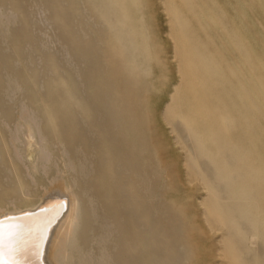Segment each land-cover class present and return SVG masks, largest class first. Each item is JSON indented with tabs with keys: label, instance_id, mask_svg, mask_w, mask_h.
I'll return each mask as SVG.
<instances>
[{
	"label": "bare ground",
	"instance_id": "1",
	"mask_svg": "<svg viewBox=\"0 0 264 264\" xmlns=\"http://www.w3.org/2000/svg\"><path fill=\"white\" fill-rule=\"evenodd\" d=\"M4 1L0 3V9L2 10V14L0 16L1 18L0 20V162L4 161L5 157H8L11 160L9 161L10 164L16 167V169L18 168V172L19 170H22L21 168L23 167V171L28 173L27 170L30 171L31 169L32 171L33 170L39 171V169L41 168L40 163L42 162L41 161L40 163L38 162L37 155H39L41 151L43 152L44 149L40 148L38 150V153L36 154V158L34 156V160L31 163L32 168L30 167V169H27L28 167L25 166V164L22 163L20 160L18 161L17 158H13L14 149L13 146L9 144L11 143V141L10 142L8 141V139L10 138L8 132L10 133V131L11 132L13 131L11 129L16 125L15 123H14L15 125L12 124L15 119H16V123H19L20 120L21 121L23 120L25 122L28 120V119L26 120L23 118L22 119L19 118V116L17 115L18 114L17 109H20V107L22 108V106L24 109L26 106L28 109L27 108L25 109L29 110L28 112H31L30 110L31 109L33 110V107L34 110L35 108H39L40 111L36 110V114H37L36 116L38 118V122L34 123L36 124V126L28 122L29 120L27 121V123L30 124L29 126L32 137L37 139L38 137L37 133L40 131H44L45 134H47V136L49 135V137H51V139L55 141V143H60V144L63 138H71L73 134L76 135L78 133H81L83 131L82 128L86 127L87 123H90L89 121L90 115L88 109L89 106L83 101V99H81L83 93L79 94L76 91L77 87L76 88L74 87L68 72H66V70L62 66V64L68 62L67 60H66L67 62H65L64 59L65 63H63V58L68 56L67 55L68 53L66 52L67 50L65 51V49H69V48L64 47L65 49L63 50L66 52V55L62 58V62L60 64L57 58H59V55L60 58L62 56V54L58 52L61 49L59 48L58 50H56L57 51L56 54V51L53 49L57 45L56 40L51 43L49 40L52 38V36H50V39L49 37L47 38L48 35L47 31H49V35H52L51 27L49 29V25L50 26L55 25L54 26L55 28L59 26L60 29L61 27H63L64 30L61 32L64 34V36L65 35L68 36L64 37L63 34H61V32L59 33L65 38V40H67L69 36L71 37L72 34L69 33L70 32L68 29L69 27H67L69 24L68 25L66 24L67 25L66 26L63 25L62 22L63 19L66 20L67 22L68 19V16L66 15L68 13L67 10H71L70 12L78 11L79 8L77 7V3L79 0L78 1L69 0L68 2H66V0L63 1L66 2L67 4L69 3L70 9L65 10L63 8L66 14H64V12H62L59 9V6L57 4L58 0H54V1L51 0L52 2L49 0L50 4L47 3L49 7L47 8L49 9L48 11L50 12L51 10V12L49 15L50 17L49 25H48L49 30L46 31L44 30L45 29L44 26L46 24L43 26L44 29L36 27L37 25H40L42 22L45 21L44 18L41 19L44 21L42 22L40 21V17L43 16L42 11H44L43 9L44 7L42 8L41 6L43 3H41L40 6L37 0L36 1L37 5L35 4L36 7H34L35 9L33 8L34 15L32 16V18L35 19L34 22L33 19L31 20V17H28L32 22V24L33 23L35 24V27L37 29L36 28L34 29L32 27H31L32 31H29L27 29L26 23H29V20H27L28 22L26 21L25 23L24 21L23 23L24 26L26 25V27L24 28H26L28 32L23 28L20 29L19 26L17 25L18 29L21 30V32L22 30H25L26 34L30 33L29 35L27 34V37H29L30 39H24V40L22 38L16 37L20 33L19 30L16 36L13 35V32L15 30L11 32L10 29L9 32L7 33L3 31V28L1 27L2 24L1 22H3L2 19L8 20L9 18L8 16H10L11 18L12 15L11 13H14V11L11 10V7L8 6L10 8V11H12L11 13H9L10 12V11L8 12L9 8L7 9L5 6H3V4L10 3L11 1L9 0V2H5V3ZM32 1L34 2V0ZM144 1L145 0H82L84 5L86 6V7L84 6L82 10L84 11V8L90 9V12L89 11L88 12L90 14H92L93 12L94 14V16L91 15L92 18L96 16L97 20L103 22V24L106 26L108 31L107 32L108 39L107 41H103V43L104 42L107 43L106 45L107 47L105 46L106 47L105 51L108 48V52H110L111 54V61L113 62L112 65L116 70L117 76L118 75L121 77L126 76L128 78L134 76L133 80L131 81V82L134 81V84L129 83L131 84L130 86L135 85L134 87H136L135 84L137 83L135 82L136 79V81L140 83H144V84L147 83L148 88H150L151 85L153 87L154 85L153 83L155 81V80L153 81V77L156 75L155 72L153 74L152 67L155 66H152V63L154 64L155 62L157 66V68L156 67L155 68L157 69V72H159L160 75L167 76L170 70L171 72L174 73L175 82L174 84L169 86L168 93L167 94L165 93L167 97L165 101L160 105L163 106V115L165 117L164 119L167 122V124L171 125L172 122H176L177 127H179L182 133H184L187 137L183 136L184 134L183 135L181 134L180 136L181 137L183 136L184 138L185 137L188 138L190 142L189 147L186 146L187 143L185 141L184 142L186 144L183 143L181 139L177 135H175L176 131H174V129L171 128L172 134L174 135V140L176 141V143L174 144L178 146L177 151L180 150L182 153V158L184 160L183 164L185 162V166L182 167L185 168L187 167L188 174L187 173L186 174L187 176L189 175L191 177L192 183L197 186L198 189H196V192L202 193V198L201 199L199 198L201 200V201L199 200L200 201L199 205H201L202 208L201 212L203 214L201 216H204V219L206 220L205 222L206 224H208L210 240L212 238H215L212 240L218 242L217 243L218 248L216 249V252L218 251L219 253L218 255L219 261L217 260V262L218 264H264V0H154L152 3L153 4L157 3L162 8L161 13L163 15L161 16V19L165 27V34H164V39L162 40V42H159V44L162 45V47L165 46L170 50L171 57H170L168 70L164 67L161 68L162 63L160 59L155 57L153 53L152 45L154 44H151V42L147 37L150 34L146 35L147 32L150 33V31H148L150 28L147 29L146 31V28L144 27L146 24L144 20H146V16L147 17L149 16V14L146 15L147 12L145 13V11L149 10L150 8L145 9L147 5L145 7ZM61 2L62 0H60L59 3ZM30 7L32 9L33 5L31 4ZM80 7H82V4H80ZM19 9H17L18 13H20ZM26 10L28 12V8H26ZM21 11L23 13L24 8ZM83 11H80L81 14L79 13L82 16V19L83 16L85 17L86 15V14L82 15ZM70 12L68 15H70L69 18H71V21L70 20L69 21L73 22L72 20H74L75 18L72 19V17L74 16H72ZM18 13L16 11L17 15ZM22 13L21 15H23ZM3 15L4 16L7 15V18L4 17ZM44 15L47 16V13ZM14 16L16 15L14 14ZM14 16L12 15V17L15 20ZM88 16L89 15H87L86 17ZM18 17L21 18V16ZM22 18L24 19L25 17ZM79 19H75L76 22L80 20L83 21L82 19L80 20ZM148 19L150 18L149 17L147 18L146 20L147 23H148ZM16 20L18 21V19ZM8 21L10 22V20ZM81 21L80 23H83ZM94 21L93 23L98 22V21L95 22ZM21 22H23L22 19ZM21 22L20 24L22 25ZM14 23L16 22L14 21ZM149 23H151V21H149ZM79 24L78 26H80ZM13 25L14 24H12L11 26ZM73 25L76 24L74 23ZM147 27H149V25ZM74 28L76 29L77 27ZM72 29L73 28H71V30ZM103 30L106 29H102V31ZM53 31L55 32L57 30H53ZM94 31H96V29ZM73 32L74 31H72V33ZM74 34L75 32L73 33V36ZM54 35H57V33H54ZM105 35L106 34H103L102 36ZM59 37L61 36H58L57 39ZM86 37L89 38L90 35ZM45 38H47L48 41H46ZM64 38H62V41ZM75 38H77V36H75L74 39ZM67 41L70 40L68 39ZM73 41L75 42V40ZM156 43L157 41L155 42V44ZM8 46L14 58L7 56L5 54L9 50ZM84 46H85L84 43L83 46L80 45V47L82 48ZM70 47H71L70 49L73 48L72 51L79 50L76 48V46L73 47V45H71ZM88 49L90 50L91 48ZM92 50H90L89 52L87 51L86 54L87 53L91 54L90 52ZM72 51L69 52L72 53ZM82 51H84L83 53H85V49ZM47 52L51 54H47ZM65 52L63 53V55L65 54ZM44 54L45 56H47L46 58ZM54 54H56V56L58 55L57 58H55ZM101 54L102 53H100L99 55L101 56ZM85 56L86 55H84L83 57ZM90 57L91 59H93L92 56ZM85 59L87 58L85 57ZM88 59L90 60L89 56ZM156 60H158V62ZM73 61H75V63L77 62L75 58L73 59ZM56 62L57 64L59 63V65H57ZM83 63L85 64L86 61ZM43 66L45 67L46 72L44 71ZM46 68H48L49 71ZM68 68H70V66H68ZM71 68L76 69L78 67L72 66ZM42 71L44 72V74ZM78 71L80 72V69ZM78 71H74V72L78 73ZM47 72H49L48 75L45 74ZM80 75L82 74L79 75L77 74L76 75L77 78H79ZM119 79L120 78H118V80ZM76 80L77 79H75V81ZM78 81L80 80L78 79ZM85 81L86 80L84 78L83 82ZM111 81H113V79ZM115 84L116 86H118L119 83L116 82ZM122 84H124L125 86L126 83H122ZM108 85L109 86L107 87L111 88L112 84H108ZM78 86H80V84ZM121 86L123 89V85ZM130 86L128 85V87ZM159 86H161L160 83ZM79 88H81V86ZM115 88L117 89V91L119 90L117 87H114L113 84V89L115 90ZM131 89L129 92H131L130 94L132 95V93H134L133 92L134 90ZM127 90L125 92L126 95L128 94ZM122 92L120 93L124 96L123 94L124 92L123 93ZM112 94L114 95V93ZM117 94L118 93L116 92V95ZM153 94L150 96V98L153 96ZM113 95L112 98L114 97ZM122 95H120L121 97L119 96L116 97V99L122 98V102H124ZM105 96L103 98L106 103V100L108 98L105 99ZM130 97L131 99L133 98L132 96ZM13 98H15V101ZM136 98H138V96ZM116 99L114 101H116ZM94 100L95 99H93L92 101ZM124 100H127L126 97L124 98ZM138 100L135 101V103L138 102ZM131 101L134 102V98L133 100L129 101L130 104ZM139 102H141V100H139ZM125 103H123L124 105L122 106L123 107L122 109L127 110V108L130 107L129 106L130 104L127 105L128 107L126 106L125 108ZM143 105L144 104H142V106ZM154 105L157 106L156 104ZM132 107L134 106L132 105ZM111 108L112 107L108 109ZM150 109L151 108H149V110ZM34 110L32 111L33 113ZM114 110L116 111L115 108ZM124 110H121V114L119 111H117V113L119 114L114 112L115 113L114 121H117L116 123L119 124V122L123 120L121 117L122 116L123 118L125 117L126 122L124 120L123 121L124 124L127 123V125L124 127L123 133L125 134V141L132 142L134 144V147L132 148L133 149L132 154L139 155L147 159L151 158V153H154L152 152V150L154 149L152 140L154 139H151L150 135H147L149 133H147L146 131V124L150 119L141 118L139 117V115L137 116L134 112L135 109L133 108H131L132 110L131 112L133 113H128L127 111ZM152 110L153 109H151V111ZM38 111L40 112L39 114L37 113ZM78 112H80L81 117L79 115H76ZM122 112L124 113L123 115ZM126 112L127 114H125ZM99 114H101V112ZM155 114L156 112L153 114L154 117H156ZM33 115L34 117H36L35 114ZM104 115L105 114H103L102 118H106ZM109 115H113V112ZM30 119L32 121V119L34 118H30ZM155 119L152 118L151 120H155ZM171 120L172 122H170ZM104 121L106 120L104 119ZM110 121L112 122L113 118H111ZM123 121H121L119 127L122 126ZM97 122H99V120H97ZM99 123H101V121ZM10 124H12L13 127L11 129L8 128L11 126L7 127V130L9 129V131H7L8 135H6L5 126ZM111 124L113 125L114 123ZM164 124L165 123H163L162 125ZM167 124H165L166 127ZM112 125H110L111 126L110 128H112ZM94 126L96 127L97 125ZM153 127L155 132L156 126L154 125ZM37 129L39 130L41 129V130L37 132ZM167 129H170V127ZM106 130H110V129H106ZM163 130L165 132V129ZM101 131L104 132L102 129ZM154 132L152 133L154 135H156L157 133L159 134L161 133V131L156 132V134ZM43 137L44 136H42V138ZM112 139L114 138L112 137ZM115 139L117 138L115 137ZM75 142L76 141H74V143ZM74 143H72L71 146H73ZM101 143L102 144L99 148L100 152L103 155L110 154L111 149L114 147V144L110 143L103 136ZM157 144L159 145L158 142ZM63 146L60 147L63 149ZM159 146L162 147V145ZM59 150L61 149L59 148ZM165 150H167V146ZM65 156L66 154L64 156H62L61 154L62 157L61 159H63V157ZM65 158H67V156ZM68 158H67V162L71 160L70 158L69 159ZM101 161H103V159ZM67 162L66 161L64 162L65 167H67L65 169L70 168L74 164L76 166L77 164L73 162L74 164L68 167L66 166ZM71 170L73 171L72 167ZM71 170L70 173L72 175V173L74 174V171L71 172ZM12 171H14V169ZM44 173L46 172L44 171ZM14 174L15 173H13V176ZM19 174L20 173H18L17 176H19ZM36 174L39 173L37 172ZM109 174H110V167L102 168L101 176L99 177V182L103 188L105 182L108 180ZM15 178L17 177L14 176V178H11V180L15 181L14 183H16L17 185L16 184L11 185L10 184L11 180L9 181L8 178L0 175V221H3L5 223L23 224L30 229V237H29L30 243L26 246V248L22 252L18 253L19 264H104L105 262L104 259L108 258L107 257L108 255H106V257L104 258V252H105L104 249L106 248H102L101 246L94 248L93 242L96 241V237H95L96 235L94 236L93 234L95 238L92 239V244L91 243L89 244L86 241L85 235H87L86 233L89 230L88 229L89 223L87 224L84 222V221L87 222V220H85L86 217L84 218V215H88V213L83 211L82 210L83 208L79 207V203L82 198V195L80 194L81 192H79L78 190L76 191V189L73 187L75 189L72 192L73 193L72 196L74 197L73 198L74 200H72V202L74 201L73 206L68 205L69 203L68 201H71L69 200L71 197L68 199V196L64 192H63L64 194H58L52 192L54 191L53 189L52 191L49 192L51 194H46V196L43 195V198L40 201L36 202L35 204L21 208L19 205L23 201H20L21 200L20 198L23 197L25 194L23 193V191H25L24 189L26 185L23 184L24 181L22 178L24 177L20 176L22 181L18 179H17L18 181L13 180ZM71 180L73 182V179ZM67 184L68 186L69 185L71 186L70 183ZM29 189L32 190L31 187H29L28 190ZM69 191L70 190H68V194L70 193ZM171 197L174 198V196ZM11 198L14 199L13 202H10ZM90 199H92V197ZM24 201L25 203L29 202V200H24ZM90 204H92L93 206V201ZM196 206L198 207V205ZM177 208L175 209V212L177 211ZM180 211L182 212V210ZM65 212L68 213V215L73 214V219L71 221L72 224L68 223L69 226L70 225L72 226V228L71 230H69L70 233L68 235H66L68 232H66V234L64 233L67 236V238L66 240H63L64 241V247L62 249L63 251H60L62 252V254L59 253L58 258L56 257L57 255L56 254L54 257L55 260L53 261L51 259L53 261L52 263L50 262V258H52V256L50 257V253L52 252L51 255L54 253H58L56 250H54L53 247L54 245L53 246L51 245L53 244L51 243L53 242L52 237L55 233V230L57 229L56 227L58 226V223L61 221L64 222L65 219L64 220L62 219L66 216V215L64 216ZM90 212L92 213V211ZM181 212L179 213L181 214ZM95 216L96 215H93V218L96 220ZM95 220H94V224H95ZM135 220L137 221V219ZM190 220L191 219H189V221ZM138 222L139 221L135 223ZM181 222L179 224L183 226L184 223H182L183 224L182 225ZM59 224L61 225L62 222ZM131 225H132L131 231L126 232L121 230L120 232L124 242L123 243L124 255L133 257L132 260H134L135 257L139 258L141 264H155L157 261L156 262L154 261L152 223L150 222L149 228L148 229L146 228L148 231L147 233L148 238L146 241L136 232L135 225L134 224ZM61 226H63V224ZM99 226L101 227V225ZM140 226L138 225V227ZM188 227L191 229L193 228L190 226ZM137 229L139 230V228ZM179 232H180V228H179ZM99 233L100 232H98L97 234ZM183 239L184 237H182V243L184 242L185 245V241H183ZM100 240H97L96 243ZM104 240L106 241V239ZM173 241L175 240L173 239ZM59 242L60 241L57 240V243L54 244L55 245L61 244L62 241L60 243ZM37 245L38 248L36 247ZM50 245L53 247L52 251L50 250L51 247ZM173 245L171 246L172 248ZM191 247L189 248L192 250ZM106 253L107 250L105 254ZM191 253L193 255L192 251ZM192 257H194V255ZM108 260L111 262V259L108 258ZM128 260L130 261L131 259ZM168 261L170 262V260ZM134 263L137 264L135 261Z\"/></svg>",
	"mask_w": 264,
	"mask_h": 264
},
{
	"label": "rangeland",
	"instance_id": "2",
	"mask_svg": "<svg viewBox=\"0 0 264 264\" xmlns=\"http://www.w3.org/2000/svg\"><path fill=\"white\" fill-rule=\"evenodd\" d=\"M3 1L1 0L0 3H2ZM10 1H11L10 3H5V2H9V0H5L4 1L5 4H3V6H5L7 9L9 7H11V10L14 11V13H11L12 11H10V8L8 9V12L10 11L9 13H11L13 16L15 14L17 16V18H16V16H14L15 17V20H14L12 15L9 14V15H11V18H10V16H8L9 17L8 20H10V22L7 19H2L3 22H1L2 23L1 27L3 28V31L5 33H7V32H9L10 29H11L10 30L11 32H13V30H15L14 31L15 34L13 32V35L16 36L18 34V30H19L18 26L20 29L23 28L26 30V28H24V27H26V25H27V29L29 31H32V28L35 29L36 27L44 29L43 26L45 24L47 25V26L46 25L44 26L45 31L49 30L51 27L52 35H49V31H47V33H48L47 38L49 37V39H50V36H52V38L49 40L51 43L56 40V42H57L56 46L58 48L55 46L53 49L56 51L60 48L61 50H59L58 52L60 54H62V56L60 58V55L58 53L59 58H57L58 55L56 56V54H57V51H56V54H54L55 58H57L59 60V61L58 60L57 61L60 62V64H61L62 58L66 55V52L68 53L67 54L68 56L63 58V63H65L67 61L68 62L65 64H62V66L66 70V72H68L69 77H70L74 87L78 88V90L76 88V91L79 94L83 93L84 97L81 95L80 96H81V99H83V101L89 106L88 109H89V115H90V119H89L90 123H87L86 127L82 128L83 131L81 133H78L76 135L73 134V136L71 137L72 139L71 138H63V140L60 144V143H55V141L53 139H51V137H49V135L47 136V134H45L44 131H40L41 129L40 130L37 129V132L40 131L37 133V135H38L37 139L32 137V134L30 132V126H29L30 124H28L27 121L29 120L28 122H30L31 124L36 126V124H34V123L38 122V118L36 116L37 115L36 110H39V108H35V110H34V107H33L34 113L32 112L33 111L32 109L30 110L31 112H28L29 110L25 109V108H27L26 106L24 109H23V106H22V108L20 107V109H17V113H18L17 115L19 116V118H21V119L23 118L26 120L28 119V120L26 122L23 120L22 121L20 120L19 123H16V119H15L14 122L12 123L13 125L16 124L14 127L12 126V124L5 126L6 127V130H5L6 133L5 134L10 135L9 136L10 138L8 139V141L9 142L11 141V143H9V144H11V146H13V149H14L13 154L15 155V157L13 155V158H17L18 161L20 160L22 163L25 164V166L28 167L27 169H30L31 163L34 160V156L36 158V154L38 153V150L40 148L44 149L43 152L41 151V153H40L41 155L40 154L37 155L38 156V162L40 163V161H41L43 163V164L40 163V167H41L40 169L41 170L39 169V171H36V170L32 171V169H31L30 170L31 172L29 170H27L28 173H26L25 171H23V167H22L21 168L22 170H19V172H18V168L16 169V167H14L13 165L10 164L9 161H11V160L8 157H5L6 159L4 158L5 162L4 161L0 162V175L8 178L9 181L11 180V178H14V176H16L17 178H15L13 180H17V179L21 180L20 176L24 177L22 179L24 181L23 184L26 185V187L24 186L25 191H23V193H25V194L23 197L20 198L21 199L20 201H23L25 203L24 200H29V202L25 203L26 205L22 202L24 205L22 203H20L19 206L21 208H23V207H28L30 205H33L36 202L40 201L43 198V195L46 196V194H51L49 192L52 191L53 189H54V191H52V192H55L58 194H64L65 193L68 196V199L71 197L69 199L71 201H68L69 202L68 205L73 206L74 201L72 202V200H74L73 199L74 197L72 196L73 195L72 192H73V190L76 189V191L78 190L79 192H81L80 194L82 195V198H81L80 203H79V207L83 208L82 210L85 211L86 213H88V215H84V218L86 217L85 220H87V222L86 221H84V222L87 224L89 223L88 224L89 230L86 233L87 235H85L86 241H87V243L92 244L93 238L96 237V241L101 239L100 241H98L99 245H98V242L96 243V241L93 242V245H94V248H97L98 246H101L102 248H106L104 250H105V252L107 250V253L105 254V252H104V258L106 257V255H108L107 257L109 259H111V262L108 260V258H105L104 264H107V261H108V264H135L134 261L137 264H141L139 258L135 257L134 260H132L133 257L124 255V244H123L124 242H123V239H122L120 232H121V230L126 231V232L131 231L132 230L131 224H134L136 232L142 238H144L146 241L148 238L147 237V233H148L147 229L149 228L150 222L152 223V227H153L154 261L158 262V263L154 262L155 264H175V263L176 264H195V263L196 264H199V263L200 264H218L217 260L219 261V259H218L219 253H218V251L216 252V249L218 248V244H217L218 242H216L215 240L214 241L212 240L215 238H212L210 240V236H209L210 233H209L208 224H206V222H205L206 220L204 219V216H201L203 214L201 212L202 208H201V205H199V202L201 201L200 199L202 198V193L196 192V189H198V188L196 185H194L192 183L191 177L189 175L187 176V174H188L187 173L188 172L187 167L186 168L182 167V166H185V162L183 164L184 160L182 158V153L180 150L177 151L178 146L174 144V143H176V141L174 140V135L172 134L171 128L174 129V131H176L175 135H177L183 143H185V142L187 143V144L185 143L186 146L189 147L190 142H189L188 138H186L187 136L184 133H182V131L180 130L179 127H177L176 122H172V120H171L170 121V122H172L171 125L167 124V122L164 119L165 117L163 115V106L160 105L161 103H163L165 101V99L167 97L165 95V93L166 94L168 93L169 86L174 84V82H175L174 73L171 72V70H170V72H168L167 76L160 75L156 69L157 68L156 62L154 64L152 63V66L156 67V68L152 67L153 68V74L155 72L156 76L153 77V81L155 80L153 83L154 85H153V87L151 85L150 88H148L147 83L146 84L140 83V82L136 81V79H135V82H137V83H135L136 87H134L135 85L130 86L132 83L134 84V81L131 82L133 80L134 76L129 77V78L126 76H123V77H121L119 75L117 76L116 70L114 69V66L112 65L113 62L111 61V54H110V52H108V48L105 51V48L107 47L106 46L107 43H105V42H104L105 44L103 43V41H107V39H108L107 28L103 24V22L97 20L96 16L92 18L91 15L94 16V14L92 11H91L92 14L89 13L90 9L84 8V11L82 10L83 7L85 6L83 3L84 1L82 2V0H79V1L77 0L78 1L77 7L79 8L78 11L70 12L71 10H67V12H68L67 14H66L65 10L70 9V8H69V3L67 4L66 2H68L69 0H66V2H63L65 0H62L61 3H59L60 0H58V3H57L59 6V9L62 12H64V14H66L68 16V19L66 18L67 22H66V20L63 19L62 24L63 25L69 24L68 26L67 25L66 26L69 27L68 28L70 31L69 33L72 34L71 37L69 36V38H67V40L69 39L70 41L65 40L64 37H67L68 35L64 36V34L61 32L64 30L63 27H61V29H60L59 26L55 28L54 27L55 25L54 26L49 25V20H50L49 15H50L51 10H50V12L48 11L49 10L48 4H50L51 0L50 1L49 0H47V1L46 0L45 1L34 0L35 3L32 0H29V1L28 0H10ZM36 1L38 2V4L40 6H41V3H43L41 7L42 8L44 7L43 8L44 11H42V15L44 17L43 16L40 17V21L41 22L44 21V20H41L43 18L45 19V21L42 22L43 24L40 22L41 24L39 23L40 25H37L35 27V24L33 23L34 24V26H33L32 22L30 21V19L28 17H31V20L33 19L32 16L34 15L33 14L34 9H35L34 7H36L35 4L37 5ZM39 1H40V3H39ZM153 1L154 0H145L144 1L145 7L147 5V7L145 9L150 8L149 10L145 11V13L147 12L146 15L149 14L148 17L150 19H148V23H147L146 20L148 17L146 16V20H144V22L146 24L145 23H143V24H145L144 27L146 28V31H147V29L150 28L148 30V31H150V33L147 32L146 35L150 34L147 37H148L149 41L151 42V44H154V45H152L154 56L160 59V61L162 63L161 68L164 67L168 70V66L170 63V57H171L170 50L167 47H165V46L162 47V45L159 44V42H162V40L164 39V34H165V27H164L163 21L161 19V16L163 15L161 13L162 8L157 3L153 4L152 3ZM11 3H12V5H11ZM31 4L33 5V7H32V9L34 8L33 10L30 7ZM80 4H82V7H80ZM13 7H15L16 9ZM19 8L21 10H23V8H24V12L22 13V11ZM26 8H28V12H27ZM17 9H19L20 13H18ZM0 11H1L0 16H1L2 10L0 9ZM16 11H17L18 15L16 14ZM80 11H83L82 15L86 14L85 17L83 16V19H82V16L80 15L81 14ZM69 12L72 16H74V17H72V19L73 18H75V19L80 18L83 21H81L80 19L79 20L85 24L80 23V21L76 22V20L74 19L75 22H74V20H72V21L76 25H73L74 23L70 22L71 18H69L70 17V15H68ZM21 13L23 15H21ZM24 13H27L28 15L24 14ZM46 13H47V16L44 15ZM29 15H31V16H29ZM87 15H89V16L86 17ZM18 16H21V18ZM67 16H65V17H67ZM75 16H77V17H75ZM79 16H81V17H79ZM4 17L7 18V15H5ZM22 17H25V18L23 19ZM16 19H18V21ZM21 19L23 20V22H21ZM0 20H1V18H0ZM27 20H29L30 25H29V23H26ZM34 20L35 19H33V22H34ZM94 20L98 21V22L96 23ZM11 21H12V23H11ZM14 21L18 24L14 23ZM19 21L22 23V25L20 24ZM24 21L26 23L25 26L23 24ZM93 21L96 24L93 23ZM149 21H151V23H149ZM68 22H70V23H68ZM12 24H14V25L11 26ZM15 24H16V26H15ZM70 24H72V25H70ZM78 24L80 26H78ZM20 25H21V27H20ZM48 25H49V29H48ZM91 25L94 26L95 28L92 27ZM146 25L147 26L149 25V27H147ZM70 26H73V27H70ZM11 27H13V28L15 27V28L13 29ZM74 27H77V28L75 29ZM80 27H82V28H80ZM58 28L60 29V31ZM71 28H73L74 30L73 29L71 30ZM101 28L106 29V30L102 31ZM80 29H81V31H80ZM95 29H96V31H94ZM25 30H22L23 34H22L21 30H19V32H20L19 34H22L23 36L18 34L16 37L22 38L23 40L24 39H30L29 37H27L28 33L26 34ZM53 30H57L58 32L57 31L54 32ZM72 31H74L76 35L74 34V36H73L74 32L72 33ZM78 31H79V33H78ZM82 31H83V33H82ZM151 31H153V32H151ZM59 32H61V34H63L64 37L62 35H60ZM95 32H97V33H95ZM54 33H57V35H54ZM103 34H106V35L102 36ZM53 35H54V37H53ZM89 35H90L92 40L90 39V37L89 38L86 37ZM58 36H61V37H59L60 39L59 38L57 39ZM75 36H77V38L74 39ZM80 36H82L84 38H82ZM152 36H154V37H152ZM25 37H27V38H25ZM47 38H45L46 41H48ZM62 38H64L63 41H62ZM102 38H103V40H102ZM73 40H75V42ZM78 40H80V41H78ZM58 41H60L61 43ZM156 41H157V43L155 44ZM62 42H64V43H62ZM65 42L67 45L65 44ZM82 42L84 43V45L86 47L85 46L83 48L80 47V45L83 46ZM62 44L66 45V46H63ZM100 44H101V46L103 44L104 45L101 47ZM71 45H73V47L76 46V48L79 49L78 50L79 52L77 50L72 51L73 48L70 49ZM64 47L65 48L68 47L69 49H65ZM88 48H91L90 50H92V49L93 50L90 52L91 54L87 53L88 54L87 55L86 52L90 51ZM8 49L9 50L5 54L7 56L14 58L9 46H8ZM63 49H65V51L66 50L67 51L65 52ZM84 49H85V53H83L84 51H82ZM68 50L70 52L72 51V53H70ZM55 51H54V53H55ZM8 52H9V54H8ZM64 52H65V54L63 55ZM69 53H70V55H69ZM100 53H102L101 56L99 55ZM107 53H108V55H107ZM47 54H51V53L47 52ZM84 55H86L85 57L87 59H85V57H83ZM44 56H45V54H44ZM76 56L78 58L81 56L82 58L80 57L78 59ZM88 56H89L90 60L88 59ZM90 56H92L93 59H91ZM103 56L104 57L106 56L105 57L106 60ZM46 57L47 56H45V58ZM107 57H108V59H107ZM70 58L71 59L75 58V60L77 62L75 63V61H73V59L71 61ZM64 59H65V62H64ZM83 59L86 61L85 64L83 63V62H85ZM156 61L158 62V60H156ZM104 63L105 64L108 63V64L105 65ZM56 64H57V62H56ZM57 65H59V63ZM71 65L74 67L76 66L78 68L73 69V68H71L72 67ZM68 66H70L71 69L68 68ZM79 67H81V68H79ZM108 67H110V68H108ZM43 68L45 71L44 66H43ZM85 68H88V69H85ZM46 69L49 71L48 68H46ZM67 69L68 70L70 69V70L68 71ZM79 69H80V72L78 71ZM99 69H100V71H99ZM74 71H78V73H76ZM43 74H44V72H43ZM45 74L48 75L49 72H47ZM77 74L78 75L82 74V75H80V77L77 78V76H76ZM107 74L109 76L110 75H112V76L109 77ZM103 76H104V78H103ZM83 77L87 81V82L85 81L86 83L83 82L84 81ZM111 78L113 79V81H111L112 80ZM118 78H120V79L118 80ZM75 79H77L76 81L78 83L75 81ZM78 79L80 81H78ZM128 80H129V82H128ZM91 82H93V83H91ZM113 82L119 83L118 86L123 85V89H122V86L118 87ZM82 83H83V85H82ZM122 83H126L125 86ZM129 83H131V84H129ZM159 83L163 87L159 86ZM79 84H80L81 88H79L80 87V86H78ZM108 84H112L111 88L107 87V86H109ZM113 84H114V87H117L119 90L120 89L123 90L124 93L122 92V90H120V92H122L124 94V96L119 92V90L117 91V89L115 88L116 92L118 93L116 95V92L113 89ZM128 85L130 87H128ZM133 87L136 88L137 90L134 89ZM127 88H128V90H127ZM131 88H133V89H131ZM153 88H155V89H153ZM125 89L128 92V94H127L128 98H127V95L125 94V92H126ZM130 89L134 90L133 91L134 93H132V95L130 94L131 92H129ZM140 89H142V90H140ZM107 90H110V91H107ZM80 91H82V92H80ZM143 91H144V94H143ZM153 91H154V94H153ZM155 91H156V93H155ZM112 93H114V95ZM99 94H100V96H99ZM108 94H110V95H108ZM111 94L114 96L113 98H112ZM152 94H153V96L150 98V96ZM107 95H108V97H107ZM120 95L123 96L124 102H122V98L121 99L117 98L118 100L116 99V97H118V96L121 97ZM104 96H105V99L108 98L107 99L108 102L106 100V103L109 106L105 103V100L103 98ZM130 96H132L134 98V102L131 101V104L129 103V101L133 100V98L131 99ZM134 96H136V97L138 96V98H136ZM125 97L127 100H124ZM140 97H142V98H140ZM147 97H149V98H147ZM15 98H13L14 101H15ZM86 99H88V100H86ZM93 99H95V100L92 101ZM115 99H116V101H114ZM138 99L141 100V102H139ZM137 100L140 104L142 103V104H144L143 106H145V105L146 106L143 107L142 104L140 105L138 102L135 103V101H137ZM117 102H119V103H117ZM123 103H125V108L129 104H130L129 105L130 107L127 106L128 107L127 110L122 109L123 108L122 106L124 105ZM116 104H118V105H116ZM154 104H156L157 106H155ZM132 105L134 107H132ZM106 106H108V107H106ZM138 106H141L142 108L138 107ZM110 107H112V108L108 109ZM114 108L116 109V111L114 110ZM119 108L121 110L127 111L128 113H133V112H131L132 111L131 108H133V109H135V111H134L135 114L137 116L139 115V117H141V118H146V119H150V120L152 118L153 119L156 118L155 120H151V122H150V120H148V122L146 124V131H147V133H149L147 135H150L151 139L155 140V141L152 140L153 148H154L152 150V152H154V153H151V158L147 159L145 157L143 158L139 155H133L132 154V152H133L132 148L134 147V144L132 142H126L125 141V134L123 133L124 127L127 125V123L124 124V121L126 122L125 117L124 118H123V116L121 117L124 121L121 119L120 120L123 121L122 123L124 125L122 124V126H120V127H119V124H121V121L120 120H119L120 122L118 121L119 124L116 123L117 121H114L115 113H117V111H119L121 114V110ZM149 108H151L153 110L151 111V109L149 110ZM154 110L156 112V114H155L156 117H154V115H153L155 113ZM39 111L37 112L38 114L40 113ZM96 111L98 112V114L100 112H101V114L102 113L105 114L104 116L107 119L102 118L103 114L102 115L99 114V116H98ZM112 112H113V115H109ZM127 112L125 114H127ZM33 114H35L36 117H34ZM117 114H119V113H117ZM123 114L124 113L122 112V115ZM158 114H159V116H158ZM76 115H79L81 117L80 112H78ZM97 116L99 117V119ZM30 118H34V119H32V121H31ZM111 118H113L112 122L110 121ZM104 119L106 121H104ZM97 120H99V122L101 121V123L97 122ZM111 123H114V124L112 125ZM163 123L167 124V127L165 124L162 125ZM152 124H154L156 126L155 132L153 129L154 125H152ZM175 124H176V126H175ZM94 125H97V126L95 127ZM110 125H112V128H110L111 127ZM8 126H11V127H8ZM116 126H117V128H116ZM7 127L10 129L13 127L11 129L13 131L12 132L10 131V133L8 132V134H7V131H9V129L7 130ZM114 127L116 128V130L120 134L115 130ZM169 127H170V129H167ZM101 129L104 132H102ZM106 129H110V130H106ZM163 129H165V132ZM111 130L112 131L114 130L116 132L113 131L114 132L113 133ZM120 130H121V132H120ZM159 131H161V133L156 134V132H159ZM109 132H111V133H109ZM153 132L156 135L152 134ZM181 134L182 135L184 134L183 136H186V137L185 138L183 136L181 137L180 136ZM42 136H44V137L42 138ZM102 136L104 138H106V140H108L110 143L114 144V147L111 149V153L108 155H103L99 149L101 144H102L101 143L102 142ZM114 136L117 139H115ZM152 136H153V138H152ZM112 137L114 139H112ZM7 138H8V136H7ZM74 141H76V142L74 143ZM156 141L159 143V145H162V147H160ZM160 141H162V142H160ZM165 141H166V143H165ZM172 141H173V143H172ZM64 143H65V145H64ZM72 143H74L73 146H71ZM57 144H59V145H57ZM156 144H157V146H156ZM165 145L167 146L168 151L165 150V148H166ZM60 146H63V149ZM57 147H59L63 151L65 150L64 151L65 153L63 151L59 150V148H57ZM67 147H69V148H67ZM162 149H164V150H162ZM61 154H62V156H64L66 154L67 158L69 157L71 159V160H69L70 164H69V162H67V158H65L66 156L63 157V159H61L62 158ZM167 154H169V155H167ZM70 156L73 158H71ZM102 159H103V161H101ZM61 161H63V162H61ZM65 161L68 163V165L66 163V166H68V167H70L74 163H77L76 166H75V164L73 166H71L75 175L73 173L71 175V173H70L71 167L68 169H65V168H67V167H65V163H64ZM156 161H158L159 163ZM168 162H169V164H168ZM173 163H175V164H173ZM8 165L12 168H10ZM178 165L181 166L182 170L180 169V166H178ZM104 167H110V174H109L108 180L105 182V185L103 188L102 185H100L99 177L101 176V170ZM7 168H9V169H7ZM74 168H75V170H74ZM13 169H14V171H12ZM7 170H8V172H7ZM44 171L46 173H44ZM73 171L71 170V172H73ZM17 172L20 173L19 176H17L18 175ZM37 172L39 174H36ZM13 173H15L14 176H13ZM22 174H23V176H22ZM27 174H29V175H27ZM24 179L26 180V182ZM71 179H73V182ZM186 179H187V181H189V182L191 181V182L190 183L187 182ZM29 180H30V182H29ZM11 181H10L11 185L16 184V183H14L15 181H12V182ZM93 181H94V184H93ZM67 183H70L71 186L70 185L68 186ZM29 187H31L32 190H30V189L28 190ZM169 189H170V192H169ZM68 190H70L69 194H68ZM185 191L188 193H186ZM180 192H181V194H180ZM167 196H169V197H167ZM171 196H174L175 199ZM91 197H92V199H90ZM165 197H167V198H165ZM25 198H27V199H25ZM11 199H13V198H11ZM11 199H10V202H13L14 199L13 200H11ZM87 199L89 200V203H88ZM176 200L179 201L180 203L177 202ZM92 201H93V206H92V204H90V203H92ZM194 201H196V202H194ZM196 205H198V207ZM177 207H179V208H177ZM84 208H85V210H84ZM176 208H177V211L175 212ZM128 209H130V210H128ZM180 210H182V212ZM90 211H92L93 214ZM138 211H139V213H138ZM179 212H181V214ZM71 213H73V212H71ZM127 213H129V214H127ZM93 215H96L95 216L96 220L93 218ZM98 215H99V217H98ZM126 215H127V217H126ZM64 216H63L64 218L62 217L63 218L62 220L65 219L64 222L60 220L62 222L63 226H61L62 224L60 225L59 223H61V222H59L58 226L56 227L58 230L57 229L55 230V233L52 237L53 242H51V243H53V244H51V245L52 246L54 245L53 246L54 250H56L58 252V253H54V252H56V251H54L53 252L54 254H52V255H51L52 252L50 253V257L52 256V258H50V262H52V263L55 260L54 257L56 254H57L56 255L57 258L59 256V253L62 254V252H60V251H63L62 250L64 247V241L63 240H66V238H67L66 235H68L70 233L69 230H71V228H72V226L71 225L69 226V224L70 223L72 224L71 221L73 219V214L68 215V213L65 212ZM69 217L70 218L72 217V218L70 219ZM132 217L137 219V221H139L138 222L139 224L135 223L137 221ZM189 219H191V220L189 221ZM94 220H95V224H94ZM98 220H100V221H98ZM183 220H185V221H183ZM179 221L180 222L182 221L181 224L184 223V225L186 227L183 224L182 225L184 227L181 226L179 224L180 223ZM187 221L189 222L190 225L188 224ZM140 224H141V226H140ZM99 225H101V227ZM138 225L141 228L138 227ZM188 226L193 227V228L191 229ZM178 227L180 228V232H179ZM137 228H139L140 231ZM144 229H146V230H144ZM184 230H185V232H184ZM58 231H60V232H58ZM66 232H68V233L66 234ZM92 232H94V233H92ZM98 232H100V233L97 234ZM186 232H188V233H186ZM102 233H104V234H102ZM93 234H94V236L95 235L96 236L94 237ZM105 236H106V238H105ZM181 236L184 237L183 241H185V245H184V242L182 243V237ZM104 239H106V241ZM173 239L175 241H173ZM57 240L60 242L62 241L63 242V243L61 242L62 245L56 244L57 245L56 246L54 243H57ZM104 241H105V243H104ZM101 242H103V243H101ZM173 243H174V245H173ZM171 244L173 245V248L171 247L172 246ZM52 246L50 247L51 251L53 250ZM55 247H57V248H55ZM189 247H191L192 250ZM191 251L193 252L194 257H192L193 255H192ZM188 252H190V253H188ZM170 256H172V257H170ZM128 257H130V258H128ZM128 259H131L132 261L131 260L129 261ZM158 259H160V260H158ZM168 260H170V262ZM196 260L197 261L201 260V261H198L199 262L198 263Z\"/></svg>",
	"mask_w": 264,
	"mask_h": 264
},
{
	"label": "snow or ice",
	"instance_id": "3",
	"mask_svg": "<svg viewBox=\"0 0 264 264\" xmlns=\"http://www.w3.org/2000/svg\"><path fill=\"white\" fill-rule=\"evenodd\" d=\"M29 237L26 225L0 221V264H19L18 253L30 243Z\"/></svg>",
	"mask_w": 264,
	"mask_h": 264
}]
</instances>
